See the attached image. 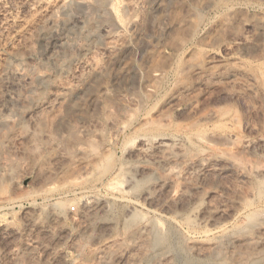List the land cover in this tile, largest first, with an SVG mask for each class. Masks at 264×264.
<instances>
[{"label": "rangeland", "instance_id": "obj_1", "mask_svg": "<svg viewBox=\"0 0 264 264\" xmlns=\"http://www.w3.org/2000/svg\"><path fill=\"white\" fill-rule=\"evenodd\" d=\"M63 1L0 0V264H159L165 250L152 246L146 217L183 202L231 228L219 259L214 235L177 226L218 264L264 251V178L254 176L264 167V0H69L60 10ZM159 122L168 127L154 130ZM191 122L216 139L199 140ZM165 132L189 152L180 173L135 151L139 137ZM202 150L231 159L189 162ZM121 168L140 177L136 190L108 188ZM159 175L173 185L169 196L150 188ZM92 193L108 199L100 216L83 205Z\"/></svg>", "mask_w": 264, "mask_h": 264}, {"label": "bare ground", "instance_id": "obj_2", "mask_svg": "<svg viewBox=\"0 0 264 264\" xmlns=\"http://www.w3.org/2000/svg\"><path fill=\"white\" fill-rule=\"evenodd\" d=\"M63 1V0H62ZM73 1V0H72ZM75 1V0H74ZM101 1V0H100ZM104 1V0H103ZM105 1H107V0H105ZM70 1L69 0H65V1H63V2H61L60 4H58L57 6L60 8V10L62 9H67V8H69L70 7ZM77 5V7L79 6V8L80 7H86L87 5L84 3V2H82V1H76L75 2ZM74 3V4H75ZM73 5V4H72ZM86 5V6H85ZM76 6H75V8H76ZM56 6H54L53 8H55ZM58 9V8H57ZM68 10V9H67ZM87 10V9H86ZM52 11H54V10H52ZM51 11V12H52ZM70 11V10H69ZM260 73V72H259ZM256 75V74H255ZM253 77H254V80H255V76H254V74H253ZM257 77H258V75H257ZM256 77V78H257ZM257 81V80H256ZM63 94H65V93H63ZM63 94H57L58 96V98L57 99H59V100H61V98L63 97ZM56 99V100H57ZM55 100V101H56ZM62 100H64V99H62ZM61 100V101H62ZM219 110H220V108H219ZM213 111V110H212ZM217 111V110H216ZM227 111V110H226ZM211 112V111H210ZM227 113H229V111H227ZM219 115H222V116H225L226 115V112L225 111H223L222 110V112L220 111V112H211V115L209 116L210 118H212V117H214V118H216V117H219ZM164 117V116H163ZM162 117V118H163ZM228 117H229V115H228ZM161 118V117H160ZM162 118H161V120L160 121H163L162 120ZM205 118V117H204ZM208 118V117H207ZM164 119H166V117L164 118ZM224 120H225V118H223ZM169 120V119H168ZM167 120V121H168ZM201 120H203L202 118H201ZM214 120V119H213ZM217 120V119H216ZM153 121V120H152ZM151 121V122H152ZM156 121L157 120H155V121H153V122H155L156 123ZM198 121H200V120H198ZM204 121V120H203ZM207 121V120H206ZM211 121V120H210ZM219 121L220 120H218V123H219ZM175 122H177V119H176V121ZM179 122L180 121H178V123L177 124H179ZM182 122V121H181ZM194 122H196V121H194ZM193 122V123H194ZM205 122V121H204ZM209 122V121H208ZM223 122V121H222ZM230 122V121H229ZM155 123H152V124H155ZM164 122H159V124H156L155 125V127H154V130L155 129H161V128H163L164 126H165V124H163ZM165 123H167V122H165ZM173 123V122H172ZM192 123V122H191ZM193 123L191 124V126L192 127H190L189 128V132L190 133H195V135L198 137H200V139L199 140H201V137H213V136H211V135H207V134H209L208 132H207V134H206V136H205V133H203L202 131H203V126H202V124L201 123H196V124H194L193 125ZM225 123V122H224ZM227 123V122H226ZM226 123H225V125H226ZM231 123V122H230ZM208 124V123H207ZM206 124V125H207ZM213 124V123H212ZM229 124V123H228ZM227 124V125H228ZM232 125H234V122L233 123H231ZM146 125V124H145ZM167 125V124H166ZM170 125H171V123H170ZM181 125V124H180ZM183 125V124H182ZM211 125V124H210ZM224 125V124H223ZM224 125V126H225ZM177 126V125H176ZM165 127H168V126H165ZM164 127V128H165ZM178 127V126H177ZM209 127V126H208ZM212 127V126H211ZM216 127V126H215ZM182 128H184V127H182ZM217 128V127H216ZM218 128H221V126L219 127L218 126ZM229 128V127H228ZM234 128V127H233ZM147 129V128H146ZM171 129V128H170ZM184 129H186V128H184ZM210 129V128H209ZM224 129V128H223ZM151 130H152V128H151ZM165 130H167V129H165ZM211 130V129H210ZM214 130V129H213ZM229 130V129H228ZM232 130V129H231ZM230 130V131H231ZM171 131V130H170ZM215 131V130H214ZM162 132V131H161ZM168 132V131H167ZM211 132H213V131H211ZM210 132V133H211ZM216 132V131H215ZM219 132H220V130H219ZM218 132V133H219ZM228 132V131H227ZM145 133H146V131H145ZM217 133V132H216ZM226 133V132H225ZM228 133H230V132H228ZM179 134V133H178ZM182 134V133H181ZM233 134V133H232ZM231 134V135H232ZM216 135V134H215ZM214 135V136H215ZM221 135H222V137H223V133H221ZM217 136V135H216ZM219 136V135H218ZM234 136V135H233ZM232 136V137H233ZM198 137V138H199ZM221 137V138H222ZM230 137V136H229ZM187 138L191 141V139H190V136H187ZM196 138V137H195ZM220 137H219V139H221ZM223 138H225V137H223ZM222 138V139H223ZM231 138V137H230ZM137 139V138H136ZM139 139V140H138ZM137 140H138V143H137V145H136V147H135V151H137V154L139 153H141L140 155L142 156H144L145 157V155L147 156V157H149L150 159H152L153 160V163H157V165H160V167H161V169H162V171H165V172H168L170 175L171 174H176V173H180V172H177V169H178V167L180 168V166L181 165H179V164H181L182 162H183V160H184V158L186 157V153H189V152H186V146H185V144H184V139H182L181 137H180V135H179V137H176L172 132L171 133H166L165 132V134H162V135H160V136H158V137H156L154 140H152V141H149V140H147L148 139V136H147V139H146V137H144V136H141V137H139ZM152 139V138H151ZM197 139V138H196ZM204 140L206 139V138H203ZM213 139H214V137H213ZM216 139V138H215ZM214 139V140H215ZM219 139H217V140H219ZM221 139V140H222ZM227 139H229L228 138V135H227ZM227 139H225V141H227ZM204 140H202L203 142H205V144L207 143L206 141H204ZM207 140V139H206ZM209 141H210V139H208ZM230 140V139H229ZM231 140H233L232 138H231ZM223 141V140H222ZM203 142H202V144H203ZM231 142V141H230ZM201 143V142H200ZM192 144V143H191ZM204 144V146L206 147V145ZM208 144V143H207ZM188 146H189V144H188ZM196 146H198V144L196 145ZM199 147H201V145L199 146ZM199 147H197V148H199ZM188 148V147H187ZM194 148H195V146H194ZM189 149V148H188ZM187 149V150H188ZM203 149V148H202ZM132 150H133V148H132ZM131 150V151H132ZM194 150V149H193ZM196 150V149H195ZM199 150V149H198ZM197 150V151H198ZM201 150V149H200ZM204 150V149H203ZM203 150L201 151L202 152V154H201V152L199 151V152H193V153H195V156H194V159H192L191 157V159H192V161L190 160L189 162H191L192 164H199V165H203V164H205L206 162H208V161H210L211 162V160H215V159H217V160H224L223 158H224V155H222V154H220V155H222L223 157H219V158H217V157H215L214 156V158H213V156H212V154L214 153V152H212V154L210 153V155H208L209 154V151H206V152H208L207 153V155L206 154H203ZM207 150V149H206ZM134 151V150H133ZM139 151V152H138ZM190 151V153H191V150H189ZM136 153V152H135ZM191 154L190 156H192V155H194V154ZM145 154V155H144ZM214 155V154H213ZM216 155H219V153L217 154L216 153ZM142 156V157H143ZM212 156V157H211ZM227 156V155H226ZM147 157H145V158H147ZM188 157V156H187ZM229 158H230V156H228ZM228 157H226V161L228 162L229 161V158ZM149 158H147V159H149ZM233 158V157H232ZM236 158V157H235ZM234 158V159H235ZM231 159V158H230ZM213 160V161H214ZM236 160V159H235ZM239 160V159H238ZM151 161V160H150ZM186 161V160H185ZM225 161V160H224ZM225 161V162H226ZM215 162V161H214ZM149 163H151V162H149ZM186 163H188L187 161H186ZM222 163V162H221ZM229 163V162H228ZM242 162L240 161V164H241ZM108 164V163H107ZM209 164V163H208ZM216 164V163H215ZM220 164V163H219ZM230 164L231 165H233L234 167L236 166V168L238 169L239 167H237L238 165L237 164H239V163H237L236 164V162L235 161H233V160H231L230 161ZM230 164H228V165H230ZM156 165V166H157ZM191 165V164H190ZM189 165V166H190ZM212 165V164H211ZM227 165V166H228ZM230 165V166H231ZM243 165V164H242ZM191 166H193V165H191ZM196 166V165H195ZM198 166V165H197ZM208 166V165H207ZM226 166V165H225ZM230 166H228L229 168H230ZM240 166V165H239ZM205 167V166H204ZM203 167V168H204ZM242 168H243V166H241ZM147 168H148V166H147ZM151 168H152V166H151ZM154 168V167H153ZM152 168V169H153ZM159 168V167H158ZM200 168H202L201 166H200ZM208 168V167H207ZM231 168H232V166H231ZM241 168V169H242ZM123 168H121V169H119L118 170V172H116V175H115V177H114V180L112 179V181H111V183H109V187L108 188H110V187H112V190L115 188V187H118L119 189L118 190H120V191H122L120 188H121V185H122V183L124 184V182H125V187L127 188H125L126 189V192H127V190H129L130 188H131V190L132 189H134V190H136V187H139L138 185H140L139 184V176H138V178H137V176L136 175H129L125 170H122ZM138 169V168H137ZM145 169V168H144ZM150 169V168H149ZM148 169V170H149ZM151 169V170H152ZM155 169V168H154ZM157 169V168H156ZM245 169V168H244ZM139 170H140V167H139ZM139 170H138V173H139ZM141 170H143V169H141ZM140 170V171H141ZM147 170V174H149L148 171ZM233 170L235 171V169L233 168ZM144 171V170H143ZM153 171V170H152ZM155 171V170H154ZM178 171H179V169H178ZM242 171V170H241ZM244 171H246V170H244ZM255 173H254V176H258V177H261V178H264V167H263V165H260V166H256L255 167ZM145 172H146V170H145ZM236 172H237V170H236ZM10 173V172H9ZM142 175H143V172H140ZM152 173V172H151ZM154 173V172H153ZM241 173V172H240ZM244 173V175H249L247 172V174H245V172H243ZM253 173V172H252ZM251 173V174H252ZM12 174V173H11ZM137 174V173H136ZM140 174V175H141ZM239 174V173H238ZM241 175V174H240ZM153 176V175H152ZM160 176H162V175H159L158 176V178H155V181H153L152 183H154L153 184V186L152 187H150V188H153L154 189V191L156 190V189H161V190H165V192L167 191V193L168 192H171V190H172V188H171V186L173 187V185L171 184V182H170V180L169 179H166L165 178V175H163L164 176V178H163V176L162 177H160ZM174 176V175H173ZM172 176V177H173ZM175 176H179V175H175ZM242 176V175H241ZM249 176H251V175H249ZM252 176H253V174H252ZM252 176H251V178H249V179H252ZM256 176V177H257ZM142 177V176H141ZM144 177H147V176H144ZM155 177V176H154ZM153 177V178H154ZM167 177V176H166ZM243 177V176H242ZM150 178V177H149ZM152 178V177H151ZM150 178V179H151ZM152 178V179H153ZM170 178H171V176H170ZM176 178V177H175ZM244 178H246V177H244ZM152 179H151V181H152ZM173 179H174V177H173ZM259 179V178H258ZM143 180V179H142ZM122 181H124V182H122ZM171 181H173V180H171ZM260 181H262V180H260ZM122 182V183H121ZM121 183V184H120ZM262 183V182H261ZM151 184V183H150ZM152 185V184H151ZM257 185H258V183H257ZM260 185V184H259ZM263 186L261 187V188H259V187H257L258 189H259V192H258V194H260V196L262 195V194H264V184H262ZM115 186V187H114ZM120 186V187H119ZM122 188H123V186H122ZM129 188V189H128ZM125 189L123 190V191H125ZM152 190V189H151ZM161 190H159L158 191V193H160L161 192ZM110 191V190H109ZM114 191V190H113ZM258 191V190H257ZM172 192H173V190H172ZM171 192V193H172ZM148 193V192H147ZM164 193V192H163ZM166 193V194H167ZM114 194V193H113ZM169 194L170 193H168L167 195L169 196ZM256 195V196H259V195ZM87 195V194H86ZM100 195V194H99ZM149 196V195H148ZM263 196V195H262ZM152 197V196H151ZM84 199V198H83ZM108 200V199H107ZM105 198H102V197H99V196H95V195H93V193H92V195H87L86 196V198L84 199V201H83V205H84V207H89V208H92V209H95L96 211H100V214H99V216L101 215V211L103 210V212L105 211V210H107L106 209V206H107V204H108V201H107ZM82 201V200H81ZM110 201V200H109ZM179 202H181V201H179ZM184 203V205H182ZM183 203H181V204H179L178 205V203H177V206H178V208H174V207H172L171 209H175L174 210V213L172 214V215H168L167 216V214L166 215H159V216H153L152 215V218L151 219H147V217H149V216H147L146 217V222L145 223H147V224H145V225H147V226H145V227H151V232H152V240H150L151 241V244H152V246H154V247H163L164 248V252H163V255L161 256V259H160V262H159V264H173V260L174 259H176L177 260V258H178V256H181L183 259H184V263L185 264H190V263H192V261L193 260H195V259H199V256L201 257V256H203V257H205L206 259H203V261L201 262L202 264H218V258L219 257H221V258H219V259H222L223 258V256H225L227 253H228V251H229V249L232 247V243H233V240H230V241H228V242H226V243H223V242H220V240H219V237L220 236H222V235H225V234H228L229 233V231L231 230V228L228 226V225H226L227 223H225L224 224V222L223 221H221V220H218V219H214V217H213V215L210 213V209H208L207 207H205V208H207V210L206 211H209V212H207V213H210V214H206V211H205V208H203V209H199L198 207H195V208H198L196 211H189L188 209H187V204H186V202H183ZM189 203V202H188ZM82 204V203H81ZM186 204V205H185ZM182 205V206H181ZM64 206V205H63ZM81 206V205H80ZM175 206V205H174ZM180 206V207H179ZM198 206V205H197ZM247 207V206H246ZM83 208V207H82ZM89 208H87V209H89ZM132 208V207H131ZM84 209V208H83ZM129 209V208H128ZM85 210V209H84ZM90 210V209H89ZM132 210V209H131ZM129 211H130V209H129ZM90 212V211H89ZM88 211H87V213H89ZM93 212H95V211H93ZM106 212V211H105ZM55 213V212H54ZM130 213V212H129ZM134 213V212H133ZM155 212H153V214H154ZM89 214H92L91 212L89 213ZM94 214V213H93ZM132 214V213H131ZM169 214V213H168ZM92 216V215H91ZM139 214L138 213H134L133 215H132V217H130V221L127 223V225H133V223L132 222H135L138 218H139ZM97 217V216H96ZM151 217V216H150ZM249 219L251 220V221H256L257 220V212H251V214H249ZM88 218H90V217H88ZM94 218H95V216H94ZM141 218V217H140ZM57 219V218H56ZM91 219V218H90ZM128 220V219H127ZM145 220V219H144ZM147 220H148V222H147ZM183 222L184 224H185V226H187V227H189V228H200L203 232H204V235L205 234H212V235H214L215 237H216V239H212L213 241H211V242H214L212 245H211V242H210V245L211 246H214V249H215V247H216V249H218L217 250V253H216V255H218L219 257L218 258H214V257H212V256H214L215 255V253H213V254H211L210 253V251H209V253H207V250L206 249H202V248H196V246L194 245L196 242H195V240L193 239V238H195L194 236H193V238L191 237V239H190V237H188V238H184V236H183V234H181V232L179 231V228L177 227L178 226V224H179V222ZM163 222H165V223H167V226H165L164 227V225H162L163 224ZM90 223V222H89ZM91 223H92V220H91ZM132 223V224H131ZM93 224V223H92ZM206 224L207 225H209V227H204V226H206ZM84 225V224H83ZM124 225H126V224H124ZM143 225V224H142ZM144 226V225H143ZM87 226L85 225V227H83V228H86ZM125 227V226H124ZM127 227V226H126ZM125 227V228H126ZM145 227H143L144 229L143 230H145ZM4 228V227H3ZM182 228H183V226H182ZM148 229V228H147ZM147 229H146V232H144V233H148V235H147V239L149 238V239H151L150 238V236H149V231H147ZM195 229H193V230H195ZM199 229V230H200ZM85 230H87V229H85ZM88 230H89V228H88ZM183 231V230H182ZM192 232H194V231H192ZM183 233V232H182ZM197 233H198V229H197ZM151 234V233H150ZM185 234V233H184ZM189 236H190V233H189ZM209 236V235H208ZM203 237V236H202ZM214 237V238H215ZM213 238V237H212ZM215 240V241H214ZM145 243H147V242H145ZM150 243V242H149ZM111 245V244H110ZM109 246V245H108ZM107 245H106V247H108ZM210 246V248L211 249H213L212 247ZM103 247H105V246H103ZM218 247V248H217ZM147 248V247H146ZM194 248H196V249H194ZM205 248V247H204ZM209 248V246H208V248L207 249H210ZM192 249H194V250H197V254H196V256H194L193 254H191V251L190 250ZM215 249V250H216ZM148 250V249H147ZM154 250V249H153ZM100 251V250H99ZM103 251V250H102ZM148 252V251H147ZM211 252H214V251H211ZM102 253V252H101ZM100 254V253H99ZM151 254V253H150ZM153 255V254H152ZM155 255V259H156V253L154 254ZM154 255H153V257H154ZM198 255V256H197ZM222 255V256H221ZM159 256H160V254H159ZM158 256V257H159ZM157 257V258H158ZM225 259V258H224ZM223 259V260H224ZM264 259V251H260V252H258L256 255H254V256H252V255H250V256H248L247 258H245V260L242 262V264H260V263H262L261 261ZM158 260H159V258H158ZM154 262V261H153ZM157 261H156V263H158ZM222 262V261H221ZM155 264V263H154ZM180 264V263H179ZM264 264V263H263Z\"/></svg>", "mask_w": 264, "mask_h": 264}]
</instances>
